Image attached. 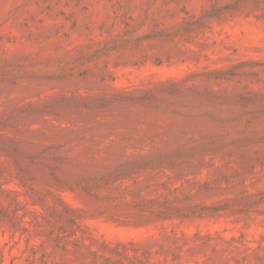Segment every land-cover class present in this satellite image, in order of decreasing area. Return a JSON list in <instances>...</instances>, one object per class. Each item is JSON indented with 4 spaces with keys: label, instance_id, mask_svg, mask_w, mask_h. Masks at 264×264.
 Listing matches in <instances>:
<instances>
[{
    "label": "rangeland",
    "instance_id": "obj_1",
    "mask_svg": "<svg viewBox=\"0 0 264 264\" xmlns=\"http://www.w3.org/2000/svg\"><path fill=\"white\" fill-rule=\"evenodd\" d=\"M0 264H264V0H0Z\"/></svg>",
    "mask_w": 264,
    "mask_h": 264
}]
</instances>
